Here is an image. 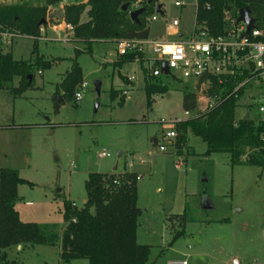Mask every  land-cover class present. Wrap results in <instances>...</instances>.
I'll list each match as a JSON object with an SVG mask.
<instances>
[{"label": "rangeland", "instance_id": "374dc122", "mask_svg": "<svg viewBox=\"0 0 264 264\" xmlns=\"http://www.w3.org/2000/svg\"><path fill=\"white\" fill-rule=\"evenodd\" d=\"M175 1L158 0L164 16L148 25L149 40L163 37L166 22L172 18L180 19V27L185 32L193 28L195 0H181L183 8H176ZM4 2L37 3L36 0ZM230 15L234 17V12L230 11ZM64 33L62 31L60 36L68 40L65 43L55 39L45 41L46 38L15 40L11 48L14 60L34 62L32 51L36 45L38 57L58 64L44 71L35 69L31 86L19 96L0 90V168L17 170L21 178L32 184H21L17 189L19 199L15 208L21 221L53 225L55 231H60L65 225L63 201L69 200L77 207L83 205L84 182L89 173L130 172L135 173V179L139 178L136 182L139 231L145 233L146 241L163 249L154 256L157 258L155 264H162L165 259H178L174 250L178 245L196 248L198 242H208L209 234L201 232L181 238L175 246L170 244L175 234L165 226L177 233L182 220L171 218L167 222L165 218L181 215L184 210L187 219L195 220L188 229L190 233L200 228L197 219H232L230 226L220 225L228 228L227 251L222 253L215 245L201 247L200 244L202 252L227 261L241 249V264H264V169L245 164L233 166L229 156L223 153L206 157L205 143L192 134H188L180 155L175 154L173 142L168 144L162 139L163 132L172 128L175 120L193 116L192 112L185 113L182 95L183 92L198 95L195 82L161 76L160 82L167 92L152 95L148 106L144 75L138 65L128 64L120 69L113 66L117 61L114 42H94L91 52L87 53L86 44L71 40L72 32L69 36ZM76 50L82 51L77 62L85 84L83 97L79 102L74 98L65 99L56 112L53 96L62 94L57 93L55 85L70 68ZM132 69L136 70V82L130 88L123 75ZM39 70L42 75L37 74ZM94 81L101 82L99 96L94 90ZM18 82L15 78L12 86L18 87ZM110 90L116 91V98L110 97ZM123 90H129L124 97ZM120 98L125 99L122 105ZM244 104V99L237 102L235 120L246 118ZM248 115L255 122L257 109L252 106ZM153 139L163 144L165 150L159 151ZM102 152L109 156L100 158ZM115 176L121 179L123 175ZM203 193L209 195L214 207L208 215L201 209ZM231 229L237 231L235 236ZM28 248L22 252L12 248L9 258L16 259L18 264H56L53 263L56 255L51 249L44 247L35 252ZM154 252L150 254L151 262Z\"/></svg>", "mask_w": 264, "mask_h": 264}, {"label": "trees", "instance_id": "16d2710c", "mask_svg": "<svg viewBox=\"0 0 264 264\" xmlns=\"http://www.w3.org/2000/svg\"><path fill=\"white\" fill-rule=\"evenodd\" d=\"M63 0H36V5L21 3L0 5V22L16 30L23 37L36 38L39 29L49 15L48 8ZM135 0H88L86 3L72 4L63 8V19L73 26V38L86 44V52H91L94 42L115 41L120 38L149 37L146 18L155 12L158 0H146V12L140 17V23L130 21L128 12ZM128 4V11L121 10ZM244 7L250 10L254 29L264 34V0H195V22L205 23L210 34L222 35L225 12H236ZM84 16L83 20H81ZM164 14L162 13V17ZM70 33V32H69ZM74 40V41H75ZM81 50L75 51L70 69L57 85V93L63 95V101L73 100L76 88L82 84L81 69L77 57ZM34 62L16 61L11 51L0 56V90H6L14 96L27 90L34 79V70L50 69L54 62L42 60L37 56L36 45L33 46ZM135 55H128L113 63L120 69L133 61ZM146 73V72H145ZM19 79L18 87L12 83ZM216 84L215 92L223 95ZM234 84H228L226 99L214 108L199 113L195 117L179 122L174 126L176 155L182 153L192 134L203 140L206 145L204 156L223 153L229 156L231 165L245 164L264 169V129L255 125L250 119L235 121L237 102L244 94V89L230 95ZM144 91L148 106L151 96L167 92L160 78L145 77ZM111 98H116L115 90H110ZM125 99L120 98L122 105ZM197 94L183 92L182 107L184 111L195 110ZM115 173H89L84 182L85 202L77 207L69 200L63 201V220L65 228L62 233L55 231L53 225L24 222L19 218L15 203L19 199L18 186L32 184L19 176L17 170L0 168V264H18L8 260L5 249L21 244L60 247L62 264L85 260L88 264H150L151 248L141 245L136 240L140 209L137 206V187L133 174H123L119 186H112ZM207 196H209L207 194ZM208 215L207 212H204ZM179 218L182 225L187 213L172 215ZM212 221V220H210ZM181 233H175L173 240Z\"/></svg>", "mask_w": 264, "mask_h": 264}, {"label": "built area", "instance_id": "2783aa9c", "mask_svg": "<svg viewBox=\"0 0 264 264\" xmlns=\"http://www.w3.org/2000/svg\"><path fill=\"white\" fill-rule=\"evenodd\" d=\"M0 0V5H10V3ZM146 0H135L130 11L145 7ZM176 8H182L184 3L181 0L174 2ZM230 11L225 12L223 34L214 36L209 33L205 23H193V28L185 32L180 29L178 18H172L166 22L164 36L154 39L140 38H120L113 41L116 44V59L120 60L128 55H135L133 61L128 64L138 65L142 75L151 78L163 76L162 66L168 69V75L173 79L183 81H193L199 89L197 95V106L195 110L185 111L186 114L193 113L195 117L199 113L206 112L214 108L221 100L226 99L227 85L234 84L230 95L240 89H244L242 99L245 100L244 108L246 113L252 106L257 109V120L255 125H260L264 129V34L261 31L252 29L246 34L244 23H236L237 12L231 17ZM128 12V13H129ZM159 13L156 11L146 18V22H158ZM47 22V19H46ZM45 25L39 29V36L43 38ZM67 32L73 31V26L64 24ZM24 38L16 30L0 22V56L7 53L13 46L15 40ZM29 39L35 40L34 37ZM64 43L68 40L62 39ZM146 72V73H145ZM40 73V72H39ZM126 85L132 87L136 82V70L125 72L123 75ZM216 84L223 95L213 90ZM85 84H80L78 91L74 94L75 102L82 100V90ZM129 90H123L124 97ZM191 117V118H192ZM179 120L172 123V128L163 132L162 139L171 144L176 139L174 126ZM165 122H161L164 124ZM264 141V133L262 136ZM159 150L164 151L165 146L158 144ZM108 153L102 152L100 158L108 157ZM139 178H136L137 181ZM112 186H119L120 179L115 177L111 180ZM168 264H187L185 260H173ZM231 264H241L237 258L231 259Z\"/></svg>", "mask_w": 264, "mask_h": 264}, {"label": "crops", "instance_id": "0c3cea01", "mask_svg": "<svg viewBox=\"0 0 264 264\" xmlns=\"http://www.w3.org/2000/svg\"><path fill=\"white\" fill-rule=\"evenodd\" d=\"M87 1L88 0H83L81 2L78 1V0H63L59 4L49 7L48 8V11H49V15L48 16H51V17H50V19H47V22H46L45 27H44L45 33L43 34V38H46L45 41L54 40V39L56 41H61V39H63V36H60V33H62V31L65 32L64 34H66V36L67 35L68 36L70 35L69 32H67V31L64 30V27L63 26H64V24H66L64 22V20L63 19L62 20H59L57 17L54 16V14L58 10H62L63 11V8L65 6H69V5H72V4L86 3ZM162 10H163V6L161 5V11ZM162 13H163V11H162ZM82 17H84V16H82ZM194 20H195V13H194ZM179 22H180V19H179ZM60 30H62V31H60ZM181 30H183V29L181 28ZM71 40H75V39L74 38H71ZM75 41H78V40H75ZM11 48H10L9 51H11ZM55 59H61V58H55ZM56 64H58V63H56ZM56 64H54V65H56ZM68 70L65 71L64 75L66 74V72ZM37 74L38 75H42L43 72L39 70V71H37ZM61 80L58 83H56L55 89H56V86L61 82ZM56 96H58V95L53 96V100L54 101H55V97ZM242 97H241V99H242ZM63 102L64 101H63V96H62L61 105L63 104ZM54 106H55V104H54ZM246 118L250 119L249 118V115L247 113H246ZM185 120H187V119H185ZM185 120H180V121H185ZM235 121H237V120H235ZM152 143H153V145H157V146L159 144V142L156 139H153ZM173 144H174V142L172 143V145ZM175 154H176V150H175ZM119 156H121V154H119ZM114 170H116V168H114ZM125 173L135 175V173H130V172H124L122 174H116V175H123ZM203 194H205V196L203 197V204H204V199H207L208 202H209V204L211 205L209 196H207L206 193H203ZM72 204L74 205L73 202H72ZM203 204H202V206H203ZM201 209L203 210V208H201ZM213 209H214V207H213ZM184 212H186V210H184ZM204 212H209V211L203 210V214H205ZM210 220H212V221H210ZM165 221L168 222L169 221V217H166L165 218ZM190 221L184 223L182 225V227L178 229V232H180L181 234L175 240L172 239V241H171L170 244L171 245L173 244V246H175V245H177V242L181 238H185L187 236H190L191 237V236H194V235H197V234L200 235L201 232H205V233H208L209 234V238L207 240L208 242H204V243L198 242L199 244H198V247H197V244H196V248L193 245H191V246L189 245L186 248H184L183 246L178 245L177 248H175L174 250L179 255V258L178 259H174V260H185L187 262V264H231V259H233V258H237L239 261H241V258L243 257L242 254L240 253L241 252V249L238 252H235L230 257L229 260L223 261V259H218V257H213V255H211L209 253L202 252L200 250V248H199L200 244H201V247L202 246L205 247V246H213V245H215L216 248H218V250L222 251V253L223 252L225 253L227 251L226 250L227 249V246H225V244H226L227 239H228V228H223V226L221 227L220 225H228V226H230L232 224V219H230V218H224V219H209V220L208 219L207 220H205V219L204 220L203 219L198 220L197 219L196 222H198L197 224L199 225L198 227H200V228L198 230H196V231L194 229V232L193 233L192 232L190 233L188 231V229L190 227V224H192L193 222H195V220H190ZM65 225L62 227V229L59 231V233H62L63 232V230L65 228ZM139 229H140V227L138 225L137 231H136V240L141 245H148V246H150L151 252H152V250L155 251L154 254H153L152 262L150 260V264H153V263L155 264V261H156L157 258L154 259V256H156L158 253H162L163 252V249L161 247L157 248L158 246H154L153 243H151V241H146V239H144L145 238V233H143L142 231H139ZM165 229L166 230L168 229L169 231L172 230V234H175V233H173L174 229L171 228L170 226H168V225L165 226ZM231 234H232V236H235L237 234V231H234V230L231 229ZM173 237H174V235H173ZM165 242H167V241H165ZM27 246H29L28 249H31V251H35V252H37V250L43 249L44 247H45V249H51L55 253V255H56L55 256L56 259L53 261V263L62 264L61 261H60V247L59 246H57V247H50V246H45V245H29V244H21V245H17V246H11L10 248L5 249V252H6V255H7V259L8 260L16 261L18 263V261L16 259L9 258L10 257L11 249L14 248L15 251L22 252L25 248H27ZM222 255H224V254H222ZM219 256H221V254ZM205 258L211 259L212 262L211 263L206 262ZM191 260L193 261L192 263H191ZM78 261H85V260H77V261H73V262L74 263H77ZM170 261H173V260L172 259H165V261L162 264H168V262H170ZM85 262L87 263V261H85ZM42 263L43 264H47V262H42Z\"/></svg>", "mask_w": 264, "mask_h": 264}, {"label": "water", "instance_id": "95a60500", "mask_svg": "<svg viewBox=\"0 0 264 264\" xmlns=\"http://www.w3.org/2000/svg\"><path fill=\"white\" fill-rule=\"evenodd\" d=\"M122 11L126 12L128 11V4H125L124 6H122L121 8ZM155 11L157 13H159L160 15L162 14L161 11V5H157L155 6ZM146 12V7H142L138 10L132 11L128 13L129 19L131 22L139 24L140 23V17L142 16V14H144ZM237 19H236V23H244L246 26V34H249L250 31L254 28L253 25V19L250 16V10L248 7H244L241 8L237 11ZM55 17H57L59 20L63 19V11L62 10H58L55 14ZM51 16H47L46 19H50ZM43 25L46 24V20L42 23ZM162 71L164 75H168V69L165 65H163L162 67ZM93 86H94V90L96 92V94L99 96L100 95V90H101V82L100 81H94L93 82ZM61 101H62V96L58 95L55 97V110L56 112L59 110L60 105H61ZM248 119V118H246ZM119 156V154H118ZM203 210L205 211H210L213 209V206H211L208 202L207 199H204V204L202 206Z\"/></svg>", "mask_w": 264, "mask_h": 264}]
</instances>
